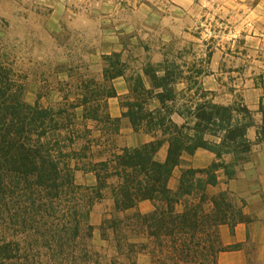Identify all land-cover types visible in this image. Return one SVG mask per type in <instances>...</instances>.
<instances>
[{
    "label": "trees",
    "instance_id": "obj_1",
    "mask_svg": "<svg viewBox=\"0 0 264 264\" xmlns=\"http://www.w3.org/2000/svg\"><path fill=\"white\" fill-rule=\"evenodd\" d=\"M120 57L104 60L113 64ZM111 67L104 70V80L126 78L133 97L122 103L123 117L136 133L145 132L156 140L122 149L86 169L76 164L78 158L87 157L74 152V140L62 138L65 130L74 134L75 115L26 103L25 86L0 63V264H100L93 250L90 218L106 190L113 211L104 217L102 237L108 239V233H113L121 258L127 251L155 256L160 264H217L221 252L235 249L221 246L219 227L248 219L228 193L210 197L207 189L219 184L221 170L234 179L236 166L251 152L247 138L253 125L251 111L243 102L222 106L199 101L197 94L187 99L176 90L182 78L175 64L149 66L134 79H128L118 65ZM116 97L112 86L105 99ZM152 100L159 102V109H149ZM89 104L88 100L82 104L84 121L119 123ZM260 111L264 116L263 107ZM175 114L183 124L174 122ZM208 136L220 142H210ZM262 138L264 120L258 140ZM165 144L167 159L161 163L157 156ZM200 149L214 153L218 162L205 170L183 171L178 190H171L169 183L182 155ZM226 155L234 156L235 163L227 164ZM80 171L93 173L96 187L78 184ZM143 201L154 203L155 210L128 219L127 212ZM119 261L115 258L110 264H124Z\"/></svg>",
    "mask_w": 264,
    "mask_h": 264
},
{
    "label": "rangeland",
    "instance_id": "obj_2",
    "mask_svg": "<svg viewBox=\"0 0 264 264\" xmlns=\"http://www.w3.org/2000/svg\"><path fill=\"white\" fill-rule=\"evenodd\" d=\"M114 55L121 56L119 61L104 60ZM165 62L178 68L182 81L176 90L187 99L197 94L199 101L217 99L218 105L239 106L244 87L264 89V0H0V63L25 86L26 103L75 115L74 134L65 130L62 138L74 140V152L87 157L76 164L86 169L120 152L103 151L108 140L102 144L93 137L100 128L115 138L120 123L83 120L84 100L107 112L105 95L112 81L104 80V70L118 65L134 79L149 66ZM212 75H217L212 80L216 91L209 90ZM145 82L149 88L147 78ZM129 99L130 93L121 98V105ZM150 104L153 109V100ZM72 105L78 108L71 110ZM208 140L220 142L210 136ZM109 193L106 190L105 198L95 204L90 218L100 264L115 258L124 264H160L145 253L126 251L121 258L113 233L102 237L104 217L113 211ZM135 214H140L136 208L127 218Z\"/></svg>",
    "mask_w": 264,
    "mask_h": 264
},
{
    "label": "crops",
    "instance_id": "obj_3",
    "mask_svg": "<svg viewBox=\"0 0 264 264\" xmlns=\"http://www.w3.org/2000/svg\"><path fill=\"white\" fill-rule=\"evenodd\" d=\"M209 79L211 80L209 90L216 91L212 80L215 82L217 75H212ZM112 86L117 97L107 100L106 109L112 119L119 120L120 128L115 138L107 135L100 128L96 131L94 138L97 137L102 141V144L108 140L102 145L103 151L108 152L111 148H116L118 151L125 148H138L154 142L156 138L153 135L145 132L136 133L130 121L123 117L124 109L121 105V98L129 94L126 78L113 80ZM242 98V102L251 111L253 118V125L247 131V138L252 143L251 152L236 166L234 179H229L223 170L219 171V184L215 187H208L207 193L210 197L228 193L232 202L242 210L248 220L237 223L233 227L228 224L219 227L221 246L235 249L221 252L217 258V264H264V138L261 141L258 140L264 120L263 113L260 111V107H264V89L255 84L246 86L242 90ZM213 102L218 104L217 99ZM153 103L154 108L150 110L160 108L158 101L153 100ZM225 105L231 106L232 103ZM173 120L179 125L184 123V120L177 114L173 116ZM167 154L168 145L165 144L158 153L157 160L165 163ZM223 160L227 164L235 163V158L232 155L224 156ZM216 162H218L217 156L207 150L200 149L193 154L184 153L180 165L173 172L169 183L170 189L178 190L183 171L205 170ZM76 177L83 182V185L96 186V176L92 173L78 172ZM154 208V203L143 201L138 204L136 210L142 215H149L154 211Z\"/></svg>",
    "mask_w": 264,
    "mask_h": 264
}]
</instances>
